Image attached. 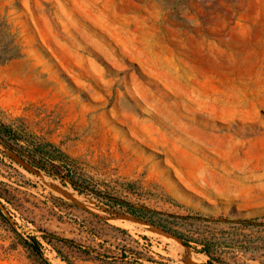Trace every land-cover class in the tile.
<instances>
[{
  "label": "rangeland",
  "instance_id": "374dc122",
  "mask_svg": "<svg viewBox=\"0 0 264 264\" xmlns=\"http://www.w3.org/2000/svg\"><path fill=\"white\" fill-rule=\"evenodd\" d=\"M3 130L0 264H264V0H0Z\"/></svg>",
  "mask_w": 264,
  "mask_h": 264
},
{
  "label": "trees",
  "instance_id": "16d2710c",
  "mask_svg": "<svg viewBox=\"0 0 264 264\" xmlns=\"http://www.w3.org/2000/svg\"><path fill=\"white\" fill-rule=\"evenodd\" d=\"M0 140H3L5 139V144L7 145V147L10 149V150H14L16 151V153L21 156L22 158H27L28 161L31 163V164H34L35 167H42V165H44L41 160H42V157L43 154L42 153H39L36 148L34 147V144L32 142H26L25 145H19L18 143H15L16 146H18L17 148H15L13 146V138L12 137V134L10 131H7V130H3L1 131V134H0ZM135 217L139 218V219H146L144 218L143 216H140L138 214H134ZM146 221L150 222L152 225L154 226H157L159 228H161L162 230H164L165 232H168L172 235H174L175 237L179 238L182 240L183 244L185 245H188V243L190 242V240H187L185 238H183L177 231L175 230H172V228L164 225V224H160L159 222H155L153 220H151L150 218L147 219ZM194 244L196 246H200L199 248V252H202L204 253L206 256L209 257L210 260L212 261H215L213 258H212V254L210 252V244L209 242H207L205 239H202V240H199V241H193Z\"/></svg>",
  "mask_w": 264,
  "mask_h": 264
}]
</instances>
